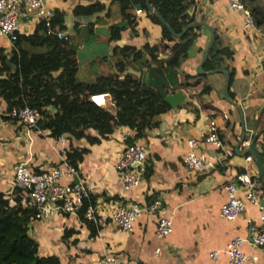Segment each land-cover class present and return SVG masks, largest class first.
Instances as JSON below:
<instances>
[{"label":"crops","instance_id":"0c3cea01","mask_svg":"<svg viewBox=\"0 0 264 264\" xmlns=\"http://www.w3.org/2000/svg\"><path fill=\"white\" fill-rule=\"evenodd\" d=\"M42 1L52 11L63 14L62 30L68 35V47L73 50L77 63L76 80L80 83L93 84L99 77H123L116 66L120 48L142 49L161 38V22L155 23L146 12L136 14L135 8H131L126 12L135 18L134 25L120 31L118 39L110 40V26L125 22L118 3L113 0ZM185 1L189 4L188 14H195L193 22H200L202 16L207 20L203 23L215 25L221 45L231 50L232 58L226 62L234 69L232 82L228 84V75L221 71L196 73L211 41L209 30L203 25L206 30L194 40L182 63L180 81L188 74H197L181 89L184 101L160 115L158 125L138 138L147 149L140 184L123 190L114 168L123 133L130 131L134 135L135 132L124 126L101 138L96 130L87 129V134L98 141L85 138L76 141L78 149L86 150L77 168L89 189L96 214L106 217L107 222L100 228L95 227L96 233L92 235L78 215L59 213L41 220L32 218L29 233L37 242L40 255H56L60 264H87L107 252L120 261L136 264H228L223 250L232 238L241 236L245 239L241 245L245 264H264V247L251 244L248 230L249 224L259 225V206L246 202L244 211L234 220L220 215V207L227 198L224 185L234 181L240 172L247 171L252 178L259 173L255 159L247 160L249 153L243 155V150L248 146L245 141L249 142L254 133H264V22L255 23L248 30L243 25L242 13L232 10L227 0ZM239 1L251 12L264 3V0ZM92 4L102 6L89 14L74 12L78 6ZM37 24L31 15L22 17L18 34H31ZM171 44L167 42L166 46ZM22 47L29 51L37 49L28 44ZM13 48V41L0 36V49L7 58L11 57ZM140 65L130 61L126 68L140 70ZM8 67L13 72L15 64L9 61ZM206 85L209 91L199 95ZM186 101L198 111L197 116L183 105ZM108 104L112 103L108 101ZM0 108H6L1 97ZM212 124L222 148L205 141L207 127ZM243 132L246 137L236 150ZM69 140L63 137L58 142L50 130L26 127L0 113V191L9 202L23 206L25 201L24 194L13 187L14 166L23 163L33 172L47 170L59 159L60 150L66 151L69 147ZM190 141L196 143L193 148ZM255 147L262 154L256 143ZM189 150L215 155L219 161L212 170L195 173L182 160ZM237 191L241 195V188ZM261 192L259 195L264 196ZM154 197L160 198L162 210L172 220V230L163 239L155 235L157 214L136 218L130 231L121 230L109 218L117 204H142ZM214 251L217 254L212 257Z\"/></svg>","mask_w":264,"mask_h":264},{"label":"trees","instance_id":"16d2710c","mask_svg":"<svg viewBox=\"0 0 264 264\" xmlns=\"http://www.w3.org/2000/svg\"><path fill=\"white\" fill-rule=\"evenodd\" d=\"M113 1L118 3L125 22L110 26V40L118 39L120 31L134 25L135 18L126 12L131 8H140L155 23L160 24L159 16L165 22V25L161 24L159 42L145 44L142 49L133 46L120 48V56L116 60L118 70L123 72L130 61L139 62L140 70L153 66L164 80L168 91L185 88L188 85L187 80L197 74H188L184 81H180L182 63L194 40L201 35L202 30H206L203 22L207 20L201 16V21L195 28L186 29V26L195 20V14H188L189 4L185 0H149L154 12L147 7V0ZM101 6V4L78 6L74 12L89 14ZM252 15L257 25L264 22V3L262 7L252 10ZM211 27L214 30V40L209 47L203 69L206 72L229 70L230 84L234 69L229 67L226 61L232 58V52L221 45L216 26L211 24ZM168 28L174 33H181L183 30L185 32L180 38H176ZM62 29L63 14L56 10L50 17L49 26L41 21L31 34L15 35L10 58H7L0 49V97L6 102L8 111L28 105L39 113L36 126L50 130L53 137L70 138L65 159L77 167L86 150L78 149L76 141L82 138L90 142L98 141V138L87 134V129L92 128L97 131L99 137L107 138L126 126L135 132L134 138H141L148 130L158 125L160 115L168 111L170 106L156 89L131 73L123 77H99L93 84L78 82L73 50L68 47V40L58 38L55 34ZM167 42L172 44L168 47ZM22 44L37 49L29 51L23 48ZM41 48L45 50H38ZM163 52H166V58L160 57ZM9 61L15 64L13 72L8 67ZM209 88L208 85L204 86L199 95L207 93ZM96 93H107L108 101L112 104L100 107L92 103L88 97ZM183 105L191 109L195 116L198 115V111L188 101ZM4 118L12 117L4 115ZM261 157L264 164L263 153ZM253 180L256 188L264 194V182L260 173L253 177ZM92 200L90 194L89 198L83 201L78 216L94 235L95 225L86 221L82 215ZM34 212L33 208L23 207L19 203L9 204L4 193L0 191V264H60L56 255L43 256L38 253V244L29 233V224Z\"/></svg>","mask_w":264,"mask_h":264},{"label":"built area","instance_id":"2783aa9c","mask_svg":"<svg viewBox=\"0 0 264 264\" xmlns=\"http://www.w3.org/2000/svg\"><path fill=\"white\" fill-rule=\"evenodd\" d=\"M228 6L234 11H240L243 16V25L246 29L253 28L255 21L250 9L244 6L239 0H227ZM140 8H135V13L140 14ZM53 11L46 6L42 0H0V36L7 37L10 41L15 39L18 33L19 21L22 17L31 15L37 23L43 21L46 26L50 24V17ZM58 38L67 40L68 35L63 30L55 32ZM88 99L97 106L104 107L108 104L107 93H96ZM2 115L15 118L17 122L26 127L36 126L39 113L36 109L24 105L20 108L8 109L0 108ZM58 142L63 141V136L56 138ZM205 141L222 148V141L216 134L214 124L207 127ZM248 143V141H245ZM257 147L264 155V133H260L255 141ZM190 147L196 144L189 142ZM147 157L145 145L134 138L130 131H125L122 135V148L118 153L114 168L118 175L121 188L129 190L138 186L143 178L144 166ZM247 160H253V156L248 154ZM184 165L195 173H205L213 168L219 159L215 155L195 154L189 150L183 156ZM13 187L24 194L23 206L31 207L35 210L33 219L41 220L59 213L78 215L82 203L89 198L90 192L79 170L72 166L65 159V150H60V157L49 169L42 172H33L25 164L18 163L14 166ZM238 187L241 188V195L237 194ZM227 198L220 207V215L227 220H234L244 211L246 202L259 206V225L249 224V241L255 246L264 247V196L259 195L255 181L252 176L243 171L238 173L234 181L224 185ZM9 204H14L9 202ZM157 214L155 235L158 239L165 238L172 230V220L162 210V202L159 197H154L148 202L120 203L109 215L121 230L130 231L133 221L142 215ZM86 221L92 222L95 227L100 228L107 222L106 217L96 214L94 205L88 203L82 212ZM244 238L236 236L232 238L224 248L223 252L228 258V264H245L246 255L241 250ZM158 251V249L156 250ZM217 251L211 253L215 257ZM87 264H136L134 261H120L112 253H105L95 261Z\"/></svg>","mask_w":264,"mask_h":264},{"label":"water","instance_id":"95a60500","mask_svg":"<svg viewBox=\"0 0 264 264\" xmlns=\"http://www.w3.org/2000/svg\"><path fill=\"white\" fill-rule=\"evenodd\" d=\"M146 5L152 12H154V10L151 8V6L149 4V0L146 1ZM159 20H160L161 24L165 25V22H164V20L162 19L161 16H159ZM197 23H198L197 21L189 23L186 26V29L194 27ZM203 25L206 28H208L209 34H210V37H211V41L209 43L208 48H206L204 50L203 57H202L200 63L198 64V66H197L196 73L198 75H202L205 72L204 69H203V63H204V61H205V59L207 57L209 47L212 45V42L214 40V30H213V28H211L206 23H203ZM168 29L176 38H180L185 32V30H183L181 33H174L172 31V29H170V28H168ZM160 57L161 58H166L167 56L165 54H160ZM214 71H217V70H212V71H209V72H214ZM219 71L223 72L225 75H228L227 70L222 69V70H219ZM127 73H131V74L137 76L138 78H141L142 81L145 84H147L148 86L153 87L154 89H156L158 91V93L160 94V96L164 99V101L172 108L176 107L179 104H181L184 101V99H185V94H184L183 91H181V90L168 91L166 89L165 84H164V80L158 74V72L155 70V68L153 66L149 67L146 70H133L132 68H126L123 71V75H125ZM259 133L260 132H257V133H254L252 135L250 141L248 142V146L243 150V155H245L246 153H249V154H251L253 156V158L255 159V163H256V166L258 168V171H259L261 177L263 178V182H264V164H263V160H262L261 154L257 151V149L255 147V141H256V138L259 135ZM245 137H246V134H245V132H243L241 134V136H240L238 144L235 146L236 150H238V146L243 142Z\"/></svg>","mask_w":264,"mask_h":264}]
</instances>
